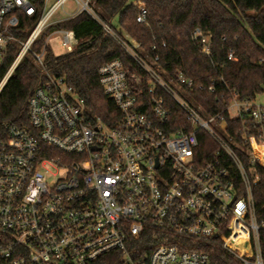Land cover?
<instances>
[{
    "label": "built area",
    "instance_id": "2783aa9c",
    "mask_svg": "<svg viewBox=\"0 0 264 264\" xmlns=\"http://www.w3.org/2000/svg\"><path fill=\"white\" fill-rule=\"evenodd\" d=\"M39 1L0 0V67L11 46L19 48L0 93L26 57L45 75L28 101L29 124L7 123L0 131V264H213L203 251L212 246L242 264H264V216L254 203L258 164L264 166L259 95H235L223 112L207 114L187 96L193 79L182 73L166 79L159 56L140 54L141 44L104 19L94 0H74L77 10L67 18L86 12L147 77L148 104L136 94L142 80L121 60L99 68L117 109L107 124L90 116L63 77L51 75L46 41L33 49L67 0H43L37 23L18 39L22 17L39 13ZM132 5L137 22L148 25L146 4ZM54 34L65 52L79 44L73 30ZM192 41L211 54L212 37L200 27ZM161 92L177 103L187 126L171 128ZM225 112L238 123L233 134Z\"/></svg>",
    "mask_w": 264,
    "mask_h": 264
},
{
    "label": "trees",
    "instance_id": "16d2710c",
    "mask_svg": "<svg viewBox=\"0 0 264 264\" xmlns=\"http://www.w3.org/2000/svg\"><path fill=\"white\" fill-rule=\"evenodd\" d=\"M99 14L109 22L118 20L121 33L141 44L140 54L159 56L166 79L174 80L179 73L193 79L194 86L186 90L189 100L207 114L223 112L235 95L239 100L255 98L263 92L264 84V0H141L148 10V25L138 23L133 0H94ZM39 13L23 16L18 34L25 40L37 23ZM200 27L211 35V54H204L192 41V32ZM54 28L73 30L79 40L71 52L55 54L46 46L45 62L51 75L63 77L78 96L86 102L90 116L100 117L112 124L117 116L99 79V68L115 59L121 60L130 73L140 77L142 87L136 91L148 104L147 77L123 48L86 12L56 21L33 45L40 51L48 32ZM166 43V46H163ZM155 47L154 50L152 48ZM19 48L12 45L0 67V79L15 58ZM233 54L234 59H229ZM45 75L29 57L24 58L0 93V131L7 123L28 125V101ZM212 88V90H209ZM170 104L171 128L187 126L184 113L166 93ZM229 132L234 123L228 117ZM204 139L201 140L202 143ZM241 156L247 160L245 153ZM260 183L254 190V203L259 218L264 216V166L258 164ZM264 259V232L261 233ZM213 264H242L233 254L218 246L204 248Z\"/></svg>",
    "mask_w": 264,
    "mask_h": 264
},
{
    "label": "rangeland",
    "instance_id": "374dc122",
    "mask_svg": "<svg viewBox=\"0 0 264 264\" xmlns=\"http://www.w3.org/2000/svg\"><path fill=\"white\" fill-rule=\"evenodd\" d=\"M49 1H50L49 2V5H50L55 0H49ZM76 10H77V5L75 4V1L74 0H67L66 3L54 14L52 21H59V20L65 19V18L69 17L70 14L74 13ZM112 24L117 27L118 26V20L117 19L113 20ZM49 32L46 36L47 47L49 49H51L53 51V53H55V54L64 53L65 50L59 46V41H60L61 36L59 34L49 35ZM258 102L261 104H264V92H262L258 96Z\"/></svg>",
    "mask_w": 264,
    "mask_h": 264
},
{
    "label": "water",
    "instance_id": "95a60500",
    "mask_svg": "<svg viewBox=\"0 0 264 264\" xmlns=\"http://www.w3.org/2000/svg\"><path fill=\"white\" fill-rule=\"evenodd\" d=\"M262 89H264V86H262Z\"/></svg>",
    "mask_w": 264,
    "mask_h": 264
}]
</instances>
